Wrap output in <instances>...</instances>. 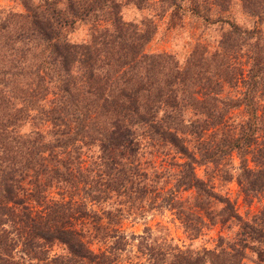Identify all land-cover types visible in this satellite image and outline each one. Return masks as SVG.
Returning a JSON list of instances; mask_svg holds the SVG:
<instances>
[{"label":"trees","instance_id":"trees-1","mask_svg":"<svg viewBox=\"0 0 264 264\" xmlns=\"http://www.w3.org/2000/svg\"><path fill=\"white\" fill-rule=\"evenodd\" d=\"M169 1L174 4L173 0ZM222 1L227 5L228 0ZM256 1L259 4L264 0ZM39 3L34 11H30L23 2L29 14L18 16L22 19L18 28L6 30V24L0 25V52L5 49L4 54L9 53L7 66L0 62V87L7 84L12 87L13 82L17 86L12 100L1 96L0 89L1 253L10 255L15 243L9 236L25 227L28 239L22 245L29 249L41 246L36 241L57 242L65 248L66 255L53 262L98 264L93 262L97 257L70 228L71 219L87 217L93 222L95 214L86 208L84 198L74 204L64 201V195L66 197L67 190H71L76 195L83 194L89 202H99L107 191L121 190L126 194L129 191L126 186L128 174L121 164L116 168L115 157L118 159L120 154L115 153L125 148L129 150V146L135 144L138 127L144 129L142 134L148 141L167 145L182 160L176 164L179 171L175 175V186H192L198 194L212 197L230 210L228 200L206 189L196 177L194 165L215 164L221 157L235 152L240 170L236 181L241 192L249 196L264 190V163L258 160L264 157V105L258 101L259 96L264 97V42L260 43L257 30L241 32L254 37V54L240 100L230 101V108L239 103L242 105L246 116L244 122L234 132L229 129V134L221 136L214 144L207 146L204 143L189 149L179 134L198 137L208 128H224L221 123L226 110H205L209 119L206 124L190 123L185 127L178 120L177 97L169 89L170 79L186 73L167 72L168 76L160 85L155 77L157 70L168 65L169 59L166 55L142 53L149 39L148 31L122 22L113 0H92L87 5L78 0H39ZM107 3L113 16L111 28L90 32L88 40L83 42L69 41L67 36L74 30V25L92 14L95 7ZM24 54L30 59L26 60ZM139 62L147 64L141 71L137 70L140 69L137 67ZM3 65L5 68H1ZM22 119L45 121L53 138L40 143L19 134L16 127ZM65 120L73 125L72 129L67 128ZM84 142L98 147V160L91 164L94 171L88 170L87 165H80L78 152L74 162L70 157L72 152L85 146ZM252 146L261 147V150L256 148L258 154L263 150L262 156L254 159L261 166L255 170L246 165L245 158ZM44 151H53L55 158L64 154L65 161L57 160L64 170L42 167L40 154ZM28 170L44 177L43 180L37 178L38 182L35 179L32 191L24 193L35 204L44 201V185L51 187L54 184L63 190L60 200L46 205L45 212L38 218L24 214L22 209L28 208L22 206V198L18 199L21 191L18 183ZM104 185L107 187L102 189ZM18 207H21L20 213ZM251 222L259 223L252 232L264 236V207ZM235 251L239 253V250ZM4 261L0 257V262Z\"/></svg>","mask_w":264,"mask_h":264},{"label":"rangeland","instance_id":"rangeland-1","mask_svg":"<svg viewBox=\"0 0 264 264\" xmlns=\"http://www.w3.org/2000/svg\"><path fill=\"white\" fill-rule=\"evenodd\" d=\"M78 1L87 5L92 0ZM137 1L113 0V3L122 22L149 32L143 54L168 57V65L158 68L155 76L160 85L168 76L167 72L177 70L186 73L170 79L169 89L177 97L178 120L185 127L190 123L206 124L209 119L205 110H226L221 123L224 128H208L198 137L179 134L186 146L189 149L201 147L204 143L209 146L229 134V129L234 132L246 116L240 103L231 108L230 103L239 101L245 90L244 82L248 77L255 42L253 36L241 32L257 30L260 43L264 42V1L257 4L256 0H228L227 5L222 0H173L174 4L169 0ZM23 2L30 11L40 4L39 0H0V25L6 24V30L18 28L22 23L18 16L29 14ZM112 18L109 3L95 7L92 14L74 25V30L67 37L74 43L86 41L90 32L110 29ZM234 28L237 31L232 33ZM4 50L0 52V62L7 66L9 53L4 54ZM28 54H24L26 60L30 59ZM145 65L137 63V67L140 66L137 70L141 71ZM9 87L10 84L0 87L1 96L12 100L17 86L13 82ZM259 98V104L264 105V97ZM164 109L167 108L161 110ZM65 124L69 130L73 128L66 120ZM16 129L19 134L37 139L40 143L53 138L50 126L39 119H22ZM143 131L142 127L135 130L137 140L129 146V150L125 148L115 153L120 154L117 155L119 160L115 157L116 168L122 165L128 174L126 186L129 191L126 194L121 190L116 193L107 191L99 202H89L83 194L76 195L71 190H67L66 197L64 195V201L74 204L84 198L86 208L95 214L93 222H89L87 217L70 221V228L97 257L93 262L264 264V236L252 232V228L259 223L251 222L264 207V190L249 196L241 192L236 181L240 170L235 152L221 157L215 164L194 165V173L206 189L229 201L231 209L226 210L224 204L198 194L192 186H175V175L179 171L176 164L182 160L167 145L148 141ZM84 144L70 157L73 159L78 152L80 165H87L89 170L93 168L91 164L97 162L99 150L93 143ZM257 147L261 150L260 146H252L245 156L246 165L252 170L261 167L254 161L263 152L256 153ZM64 156L61 154L55 158L53 151L41 152L42 167L62 171L64 166L57 160L65 161ZM258 160L264 163V157ZM39 177L28 170L18 183L21 188L18 199L22 198V206L28 208L22 209V212L34 218L45 212L46 205L60 200L63 193L57 185H44V201L35 204L24 193L32 191L33 181L36 179L38 182ZM43 179V176L39 178ZM18 210L20 213L21 207ZM9 238L13 239L15 246L9 256L0 251V257L6 260L0 264H57L53 260L66 255L65 248L57 242L43 243L32 238L41 246L29 249L22 245L28 239L25 227ZM223 253L227 254L224 256Z\"/></svg>","mask_w":264,"mask_h":264}]
</instances>
